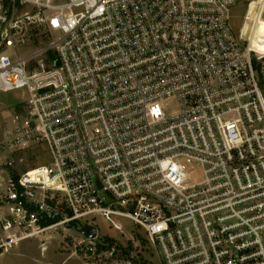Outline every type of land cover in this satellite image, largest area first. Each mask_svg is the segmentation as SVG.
Returning <instances> with one entry per match:
<instances>
[{
  "label": "built area",
  "instance_id": "1",
  "mask_svg": "<svg viewBox=\"0 0 264 264\" xmlns=\"http://www.w3.org/2000/svg\"><path fill=\"white\" fill-rule=\"evenodd\" d=\"M262 21L264 0H0V94L21 92L0 110V256L58 228L95 253L79 230L101 218L159 264H264Z\"/></svg>",
  "mask_w": 264,
  "mask_h": 264
},
{
  "label": "rangeland",
  "instance_id": "2",
  "mask_svg": "<svg viewBox=\"0 0 264 264\" xmlns=\"http://www.w3.org/2000/svg\"><path fill=\"white\" fill-rule=\"evenodd\" d=\"M246 7L240 5L232 13V26L236 33L243 29ZM247 27H249L247 25ZM248 30V28H246ZM259 37L264 38V21L259 26ZM21 92L0 94V110L5 115L11 113ZM15 109V108H14ZM18 170L31 169L48 161V155L42 147L32 148L23 154L16 155ZM193 183L203 181L200 170L188 167ZM94 227L105 243L106 250L87 253L77 246L80 240L74 231H65L62 228L45 234L44 245L32 239L23 242L17 249L0 256V264H159L154 249L149 244L144 231L135 229V225L126 222L128 231L116 232L109 228V224L101 218L95 219ZM135 229V230H131ZM112 239V246L105 242ZM44 246V247H43Z\"/></svg>",
  "mask_w": 264,
  "mask_h": 264
},
{
  "label": "water",
  "instance_id": "3",
  "mask_svg": "<svg viewBox=\"0 0 264 264\" xmlns=\"http://www.w3.org/2000/svg\"><path fill=\"white\" fill-rule=\"evenodd\" d=\"M79 233L87 239H95L97 237V229L92 226H84L79 230Z\"/></svg>",
  "mask_w": 264,
  "mask_h": 264
},
{
  "label": "trees",
  "instance_id": "4",
  "mask_svg": "<svg viewBox=\"0 0 264 264\" xmlns=\"http://www.w3.org/2000/svg\"><path fill=\"white\" fill-rule=\"evenodd\" d=\"M105 242L110 243L109 246H112V244H111V243H112V239H108V238H107V239L105 240ZM106 249H107V247H105V246H100V245H99V251H101V250H106Z\"/></svg>",
  "mask_w": 264,
  "mask_h": 264
}]
</instances>
